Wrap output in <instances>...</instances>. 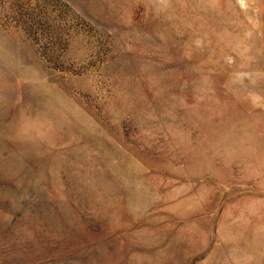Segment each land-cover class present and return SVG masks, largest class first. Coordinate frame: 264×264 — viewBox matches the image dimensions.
<instances>
[{
  "label": "rangeland",
  "instance_id": "rangeland-1",
  "mask_svg": "<svg viewBox=\"0 0 264 264\" xmlns=\"http://www.w3.org/2000/svg\"><path fill=\"white\" fill-rule=\"evenodd\" d=\"M0 264H264V0H0Z\"/></svg>",
  "mask_w": 264,
  "mask_h": 264
}]
</instances>
